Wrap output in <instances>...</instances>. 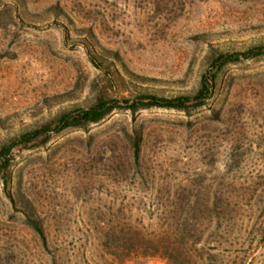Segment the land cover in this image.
Returning a JSON list of instances; mask_svg holds the SVG:
<instances>
[{"label": "rangeland", "instance_id": "rangeland-1", "mask_svg": "<svg viewBox=\"0 0 264 264\" xmlns=\"http://www.w3.org/2000/svg\"><path fill=\"white\" fill-rule=\"evenodd\" d=\"M256 46L264 0H0V148L98 99L210 85L188 113L116 110L43 146H11L0 264H110V226L165 229L186 202L205 246L264 264V54L206 79L214 55Z\"/></svg>", "mask_w": 264, "mask_h": 264}, {"label": "trees", "instance_id": "trees-1", "mask_svg": "<svg viewBox=\"0 0 264 264\" xmlns=\"http://www.w3.org/2000/svg\"><path fill=\"white\" fill-rule=\"evenodd\" d=\"M261 54H264V48L260 46L237 52H220L212 57L210 61L212 71L206 79L211 82L215 78V69H219L226 63L253 58ZM209 88L208 82L202 78V82L193 95L160 96L152 93H138L120 101L98 99L88 107H75L63 111L50 122L20 133L9 144L1 147L0 172L8 166L11 146H17L20 150L43 146L54 135L61 132L86 131L116 110L134 113L142 109L161 108L188 113L204 105ZM183 208L181 214L173 213L172 218L165 223V229L148 231L142 226H132L129 222L117 230L110 226L106 236L108 249L105 251L110 264L124 262L144 264L151 258L161 259L164 264H237L232 260L229 262L227 259H222L223 257L216 252L215 246H205L201 233V221L195 216L198 210L197 204L186 202ZM30 224L44 242L45 238L38 223L30 221ZM66 256L65 253H58L57 257L64 259Z\"/></svg>", "mask_w": 264, "mask_h": 264}]
</instances>
